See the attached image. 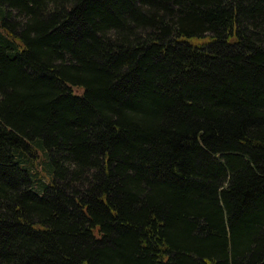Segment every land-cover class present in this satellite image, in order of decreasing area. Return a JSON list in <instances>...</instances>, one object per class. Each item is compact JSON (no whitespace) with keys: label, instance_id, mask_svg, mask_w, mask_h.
<instances>
[{"label":"trees","instance_id":"trees-1","mask_svg":"<svg viewBox=\"0 0 264 264\" xmlns=\"http://www.w3.org/2000/svg\"><path fill=\"white\" fill-rule=\"evenodd\" d=\"M0 264H264V0H0Z\"/></svg>","mask_w":264,"mask_h":264}]
</instances>
